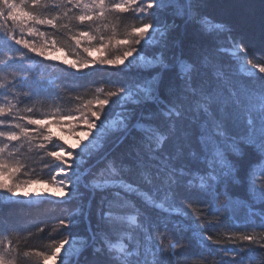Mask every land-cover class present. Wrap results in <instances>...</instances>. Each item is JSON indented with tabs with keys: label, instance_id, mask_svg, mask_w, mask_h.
<instances>
[{
	"label": "snow or ice",
	"instance_id": "6c2138e0",
	"mask_svg": "<svg viewBox=\"0 0 264 264\" xmlns=\"http://www.w3.org/2000/svg\"><path fill=\"white\" fill-rule=\"evenodd\" d=\"M204 3L0 0V40L8 49L6 58H0V192L32 204L45 194L26 188L47 183L48 196L66 204L78 202L54 231L86 223L88 233H64L47 253L21 251L18 233L12 238L3 234L0 264H81L88 248L92 264H169L170 259L182 264L183 244L166 241L161 231L169 224L191 232L200 243L235 245L221 249L224 257L235 259L250 252L252 245L264 248V210L255 207L264 205V181L256 180L258 171L264 176V58L250 55L235 25L202 14ZM153 9L171 10L197 26L199 35L190 41L187 58L183 47L179 57L174 52L168 55V37L176 25L162 21ZM128 13L137 23L121 30V19ZM41 26L54 31H42ZM260 28L264 38V7ZM80 49L87 57L102 55L90 60L79 55ZM53 51L68 55L59 60L50 55ZM29 53L57 60L75 72L95 65L123 67L135 78L114 90L101 86L90 96H70L74 102L70 108L50 103L45 110L28 102L42 103L41 90L55 82L23 76L13 63L29 58ZM225 57L231 63H225ZM237 77L259 84L242 86ZM47 98L55 99L51 92ZM54 123L62 134L52 130ZM65 128L75 145L65 139ZM113 136L128 142L126 157L105 152ZM25 147L56 162L50 179H17L28 167L21 158ZM245 157L250 200L242 203L249 220L242 227L236 225L224 241L214 239L205 234L203 224L207 215L219 219V209L211 212L213 205L208 204L205 213L197 195L214 192L222 182H239L237 160ZM197 160L206 171L192 166ZM85 191L90 194L87 202ZM217 264L229 262L222 259Z\"/></svg>",
	"mask_w": 264,
	"mask_h": 264
},
{
	"label": "trees",
	"instance_id": "16d2710c",
	"mask_svg": "<svg viewBox=\"0 0 264 264\" xmlns=\"http://www.w3.org/2000/svg\"><path fill=\"white\" fill-rule=\"evenodd\" d=\"M262 7H264L262 0H205L200 11L217 22L235 25L248 45L250 55L256 59H262L264 58V43H262V39L264 38H262L260 28ZM152 12L157 13L162 21H166L169 24L174 21L176 25L168 37V55L171 56L174 52L179 57L181 55L180 48L183 47L184 57L187 58L190 55L188 51L190 41L199 35L197 26L175 16L171 10L157 12L156 9H153ZM125 16L126 18H122L120 22L121 30L125 24L131 25L137 23L132 18L131 13L125 14ZM41 30L49 33L54 31L45 26L41 27ZM56 35L62 37L61 33H56ZM7 50L5 42L0 40V58H6L5 53ZM120 50L122 51V49ZM20 51L26 50L20 49ZM28 57L24 61L13 62L23 76H29L36 80L55 82L54 84H46L41 90L38 100L42 101V103H37L36 100L28 102L35 104L37 108L42 107L45 110H47L50 103L53 106L60 105L62 108H70L74 103L69 100L70 96L77 94L90 96L95 88L101 86L105 87L106 90H114L115 87L129 84L135 78L128 71L108 66L96 68L86 75H78L58 62L44 60L42 57H36L31 53L28 54ZM70 57L74 58V56ZM224 59L225 63H231L227 57ZM144 74L147 75V72ZM237 79L242 86H252L253 84L258 86L259 84L258 81L252 82L245 77H237ZM49 92L55 97L54 100L47 98ZM119 140V136H113L108 141L105 152L110 151ZM49 147L51 148V145ZM195 147L199 152L200 146L195 144ZM127 150L128 142H124L118 145L116 150L110 153V155L126 157ZM21 154L18 155H21V158L24 159L28 167L18 175L17 179L25 180L32 178L48 180L51 175L55 174V161L52 158L44 156L42 159V153L35 151L29 153L27 147L21 149ZM230 158L236 159L234 156H230ZM90 163H94V161H90ZM237 163L241 167V179L239 182L233 183L231 180L226 183L222 182L214 192H210L208 195L198 194L196 198V202L205 213L209 211L206 207L208 204L213 205L211 212H216L219 209V219L215 216L207 215L203 227L206 235H211L214 239L222 241L225 240L226 234L236 230V225L242 227L249 220L247 208L242 203V201L250 200L248 185L244 179L245 170L248 166L247 157L244 160H237ZM45 165L48 166L46 167ZM102 166V164L98 165V167ZM192 166L202 171L207 170L205 165L198 160ZM256 180L258 184L264 181V176L260 175L259 171L257 172ZM89 195L85 191V202H87ZM98 200L99 194H97L92 202L93 224L96 221L95 212ZM77 203L54 204L48 202L42 203L41 206L29 207L19 202L7 203L6 205L0 202V238H3V234H9L10 238H12L18 233L21 238L19 244L21 251L47 253L51 251V245H54L59 239L63 238L64 233L72 231L86 236L88 234L86 223H81L77 228L54 231L58 222L74 211ZM255 207L264 210V205H256ZM255 222L257 224L260 222L259 217L255 218ZM40 229H43V231H40ZM161 231L164 233L166 241H180L183 244L182 264H217L222 259L228 260L229 264H260V260L264 259V248H261L259 245H252L250 252L245 251L233 259L231 255L224 257L221 249L232 248L235 245L226 242L222 245H215L211 241L200 243L193 238L191 232L186 230L181 231L172 224H169L166 229L162 227ZM13 243H15V239ZM261 243H264V241H261ZM92 261V249L88 248L81 257V264H92ZM23 264H31V262L24 261ZM169 264H172L171 259L169 260Z\"/></svg>",
	"mask_w": 264,
	"mask_h": 264
},
{
	"label": "rangeland",
	"instance_id": "374dc122",
	"mask_svg": "<svg viewBox=\"0 0 264 264\" xmlns=\"http://www.w3.org/2000/svg\"><path fill=\"white\" fill-rule=\"evenodd\" d=\"M41 27H44V26H41ZM28 39H34L33 37H28ZM35 39H40V38H35ZM81 51L79 52V55L81 56V57H87V53H84L83 51H82V49H80ZM79 51V50H78ZM118 51V54H119V52H122L121 50H117ZM50 55H52L53 57H58L59 58V60H63V59H65L66 58V56H67V53H65L64 51H61V52H55V51H53V52H51L50 53ZM102 54L101 53H93V56L92 57H87L88 59H93L94 57L95 58H98V57H100ZM71 59H72V57H69V61L71 62ZM51 62H55V63H59V61H57V60H52ZM61 65H63V66H65L68 70H71L73 73H76V74H78V75H80V74H82V75H86V74H89V73H91V71L92 70H95L96 68H102V67H106V66H101V65H95V66H93V67H89V68H87V69H85V70H83L82 72H75V70H73V69H71V68H68L66 65H64V64H62V63H60ZM108 67H110V66H108ZM115 68H120V69H122V70H124V71H127L126 69H124L123 67H115ZM65 125H67V121H65V122H63ZM54 132H57V135H60V134H62L61 132H59V131H57V127H56V125H55V123L53 124V129H52ZM63 135H64V137H65V139H67L68 140V142L70 143V144H73V145H75V139H73V138H71L69 135H68V130H67V128H65L64 129V131H63ZM65 147H67V146H65ZM69 151H71L72 149H68ZM77 151H79L78 149H77ZM56 163V162H55ZM49 190H50V186H49V184H47V183H40V184H31L30 186H28L27 188H26V191H28L29 193H33V194H35V193H44L45 195L43 196V197H36V199H35V202L34 203H32V204H29V203H27V202H25L24 201V198L23 197H19V198H12L11 200L10 199H8V197L10 196V194H8V193H5V192H0V202L2 203V204H7V203H21V204H25V205H27V206H41V204L42 203H48V202H50V203H54V204H61V203H63V202H60V201H58L56 198H54V197H51V196H48L47 195V193L49 192ZM48 264H52V261H49L48 262ZM57 264H59V262H57Z\"/></svg>",
	"mask_w": 264,
	"mask_h": 264
},
{
	"label": "bare ground",
	"instance_id": "6f19581e",
	"mask_svg": "<svg viewBox=\"0 0 264 264\" xmlns=\"http://www.w3.org/2000/svg\"><path fill=\"white\" fill-rule=\"evenodd\" d=\"M120 144H121V142H120V140H119V141L116 143V145H115L113 148H111L110 151L107 152V154L110 155V153H112L114 150H116L117 146L120 145Z\"/></svg>",
	"mask_w": 264,
	"mask_h": 264
}]
</instances>
